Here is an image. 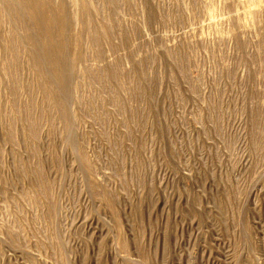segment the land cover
Returning a JSON list of instances; mask_svg holds the SVG:
<instances>
[{
    "label": "rangeland",
    "instance_id": "obj_1",
    "mask_svg": "<svg viewBox=\"0 0 264 264\" xmlns=\"http://www.w3.org/2000/svg\"><path fill=\"white\" fill-rule=\"evenodd\" d=\"M0 264H264V0H0Z\"/></svg>",
    "mask_w": 264,
    "mask_h": 264
}]
</instances>
